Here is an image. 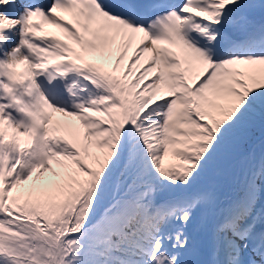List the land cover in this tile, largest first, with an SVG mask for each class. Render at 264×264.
Returning <instances> with one entry per match:
<instances>
[{
	"label": "snow or ice",
	"instance_id": "obj_1",
	"mask_svg": "<svg viewBox=\"0 0 264 264\" xmlns=\"http://www.w3.org/2000/svg\"><path fill=\"white\" fill-rule=\"evenodd\" d=\"M0 264H264V0H0Z\"/></svg>",
	"mask_w": 264,
	"mask_h": 264
}]
</instances>
